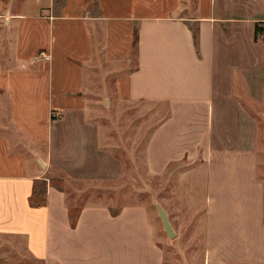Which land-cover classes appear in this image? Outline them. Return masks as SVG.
<instances>
[{
	"label": "crops",
	"instance_id": "obj_1",
	"mask_svg": "<svg viewBox=\"0 0 264 264\" xmlns=\"http://www.w3.org/2000/svg\"><path fill=\"white\" fill-rule=\"evenodd\" d=\"M26 3L0 0V236L45 264H165L145 206L87 204L72 227L48 178L57 164L108 172L91 113L146 103L164 110L147 170L203 188L208 264H264V184L244 106L264 97V0ZM36 188L45 203L33 206Z\"/></svg>",
	"mask_w": 264,
	"mask_h": 264
},
{
	"label": "rangeland",
	"instance_id": "obj_2",
	"mask_svg": "<svg viewBox=\"0 0 264 264\" xmlns=\"http://www.w3.org/2000/svg\"><path fill=\"white\" fill-rule=\"evenodd\" d=\"M26 1L24 9L32 11L36 8V0ZM190 10L192 15V1ZM244 101L252 115L258 176L264 184V97L260 102L249 98ZM163 113L160 106L154 108L146 103L120 106L113 102L107 107L103 102L91 114L100 126L99 149L107 154L96 160L98 163L107 161L109 171L92 176L89 172L85 175L84 167L70 172L57 164L48 178L51 184L66 193L68 205L76 207V212L84 205L97 203H107L112 212H118L125 205L145 206L155 229V238L163 248L165 264H208L203 188L181 182L179 172L152 175L146 167L147 141ZM159 207L168 216L172 235L165 228ZM0 264L45 263L26 252L22 239L0 236Z\"/></svg>",
	"mask_w": 264,
	"mask_h": 264
},
{
	"label": "trees",
	"instance_id": "obj_3",
	"mask_svg": "<svg viewBox=\"0 0 264 264\" xmlns=\"http://www.w3.org/2000/svg\"><path fill=\"white\" fill-rule=\"evenodd\" d=\"M191 30L193 32V36H194V40H195V44L196 47L199 51V41H200V28L198 26L197 23L193 22L191 25ZM259 36H264V22H257L256 23V27H255V38L258 39ZM138 29L136 28L135 31V39H134V48H135V53H137L138 50ZM41 188L38 190L37 188L34 189V193L31 196L30 202L33 206H38V205H42L43 203H45V199H41ZM77 208H72L70 207V221H71V225L72 227L76 226L77 220H78V216L80 211L76 212ZM75 211V212H74ZM115 214V212H113Z\"/></svg>",
	"mask_w": 264,
	"mask_h": 264
},
{
	"label": "water",
	"instance_id": "obj_4",
	"mask_svg": "<svg viewBox=\"0 0 264 264\" xmlns=\"http://www.w3.org/2000/svg\"><path fill=\"white\" fill-rule=\"evenodd\" d=\"M159 210H160V214L163 218V222H164V225H165V228L167 230V232L172 235L174 232H173V229H172V225L168 219V216L166 214V212L163 210L162 207H159Z\"/></svg>",
	"mask_w": 264,
	"mask_h": 264
},
{
	"label": "built area",
	"instance_id": "obj_5",
	"mask_svg": "<svg viewBox=\"0 0 264 264\" xmlns=\"http://www.w3.org/2000/svg\"><path fill=\"white\" fill-rule=\"evenodd\" d=\"M39 57H42V58H45V59H50V56L45 51H41L40 54H39Z\"/></svg>",
	"mask_w": 264,
	"mask_h": 264
}]
</instances>
